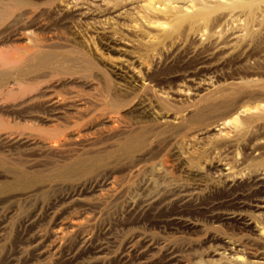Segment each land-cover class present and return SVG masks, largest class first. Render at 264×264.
<instances>
[{"label":"rangeland","instance_id":"rangeland-1","mask_svg":"<svg viewBox=\"0 0 264 264\" xmlns=\"http://www.w3.org/2000/svg\"><path fill=\"white\" fill-rule=\"evenodd\" d=\"M20 2L0 15V237L7 238L6 252L22 255L16 227L22 219L55 210L56 221L41 225L45 235L60 225L70 229L66 223L75 219L84 224L72 237L88 233L110 251L143 238L180 256L165 261L154 251L140 264H228L214 254L226 239L238 245L233 252L243 261L264 259V237L225 218L238 205L223 187L205 185L219 160L243 177L264 168V156L254 160L245 149L251 138L264 137V0L196 21L190 18L199 0ZM23 31L34 36L29 49L37 58L29 57ZM226 41L211 68H198L203 49ZM122 64L131 71L118 74ZM52 97L60 102L55 109L46 104ZM234 117L257 124L211 128ZM28 133L67 141L50 148L25 141ZM137 133L140 141L124 146ZM77 159L89 161L68 170ZM190 167L199 180L187 174ZM110 180L117 183L115 196L100 199ZM151 181L197 182L200 206L129 209L127 202ZM177 211L188 225L167 219Z\"/></svg>","mask_w":264,"mask_h":264},{"label":"bare ground","instance_id":"bare-ground-1","mask_svg":"<svg viewBox=\"0 0 264 264\" xmlns=\"http://www.w3.org/2000/svg\"><path fill=\"white\" fill-rule=\"evenodd\" d=\"M199 1L200 3L198 5L200 6L198 7V10H197L198 12L195 14V16L190 18V19H194L195 21L201 20V19L203 20V18H207L209 17L210 14H213L218 11L227 10V9L236 10L242 7L247 8V5L245 4H256L255 2L253 3V1H256V0H252L250 2H245L244 0H230L228 3L225 2L226 0H199ZM211 1L212 3H215V4H209ZM21 5H23V3H21L20 0H0V15L5 14V17H6L9 14L8 11L10 8L16 9L17 7ZM250 7L252 8V6ZM250 7L248 8L250 9ZM152 8H154V6ZM181 17H183V19L189 18V16H181ZM183 19H178V20H183ZM21 35L27 40L29 44L31 43L32 40L34 41V39H32L33 35L31 34L30 31L29 32L23 31L21 32ZM227 43H228L227 41L223 43L215 42L213 44V47L208 46L205 50L203 49L202 56L200 58L202 60L198 61L197 63L198 68H207V67L209 68L211 65V62H213L212 60L213 57L221 53V50L225 49V47L227 46ZM27 47H28L27 49H29V47H32V45L30 44V46H27ZM30 49L26 51L27 53L29 52L31 55L30 54L27 55V53H24V54H26L27 56L30 55L29 56L30 58L33 55L35 57V53L32 54L35 50L32 52L30 51ZM126 65L127 64L125 65L122 64L121 65L122 68H120V66L119 68H117L116 71H118V74L120 73L123 74L124 69H126L127 72L131 71L129 70V67ZM205 84L207 85V83ZM212 95L213 94H210L204 98H206L207 100V97H212ZM30 103L31 101H24L21 104L25 106ZM59 103L60 102L57 97H52L46 101V104H48V106H50L51 109H55L57 106L59 107L60 106L58 105ZM56 110L58 111V109ZM236 112L240 113L238 110ZM163 116H159L161 119L160 122L165 121L164 119H162ZM107 120L115 123V121H117V116L116 117L113 115L107 116ZM233 122H235L234 123L235 129H238L239 127L240 129L241 128L248 129L250 127L252 128L254 125L257 124V123L254 124L255 119L251 121L246 120V119L239 121L237 117H234L232 119L228 118V119H223L222 121L220 120L218 122H215L214 126L213 127L211 126V128L216 129V131H219L223 129L224 126H227V124L230 123L231 125V123ZM118 129L120 130L121 128L118 127ZM205 131L206 129H202L201 133L205 134ZM260 132H262L264 136V127H261ZM38 137L39 136L35 134H31V133H28L24 136L25 141H29L31 144L32 143H45L50 148H54L57 145L61 143H65L67 141V138L65 136H60L59 138H55V139H51L47 141H44ZM142 137L143 136L138 133L136 136H132V137L129 136L124 146L126 147L130 146L135 140L139 142ZM232 139L234 140L235 138H232ZM245 149L248 155H250V158L256 159V158L264 156V137L256 136V137L251 138L246 143ZM88 161L89 160H85V159H77L74 163L67 166V169L71 170V169L86 167L84 165H87ZM93 162H94V159H93ZM211 166H212L213 172L211 171L212 175L210 176L208 181L205 183V185L212 189L213 188L215 189L217 187L218 188L223 187V190H225V192L227 191L228 193V197H229L228 199H231L235 204L238 205L237 207L239 208L238 210L232 211V212L226 211L227 214L225 218L230 219V220L233 219L234 221H236L240 229L254 230L256 232H259V234L262 237H264V226H263L264 225V168H260V169L257 168V170L254 171L253 173L247 174L245 177H243L241 173L234 172L232 167L227 166V164H225L222 160L214 162L213 165ZM186 171H187V174L189 173V174H192L193 176L194 175L196 176L198 170L197 171L196 169L193 170V168L190 167ZM198 178L195 177L194 180ZM111 180L106 182L109 185V188L106 191V193L104 194L102 193L99 196L100 199L101 197L115 196L117 192V183ZM243 181L245 183L244 188L240 187L242 188L240 189L239 185ZM164 182L156 183V182L151 181L150 182L151 184L149 183L150 188L147 187L149 185L148 184L146 186L148 189L146 188V191L144 194L138 197H135L133 199H130L127 202L128 208L131 209V208L136 207L137 209L141 210V212H144L150 209L153 210V209H158L162 207L167 208L169 206H176L178 210H183L185 206H189L188 204L197 206V208L200 206L199 200L201 199L200 196L203 192H201L202 187H201V190L200 188H198L199 185L197 184V182L193 183L192 185L181 184V182L174 183V181L173 182L169 181L165 183ZM73 197L74 195H72V198ZM75 198L76 200H79L77 199L78 196ZM75 198H73V200ZM224 199H227V197ZM220 201L222 202V200ZM229 204L232 205L230 202ZM211 206H213V204H211ZM245 206L252 207L254 211H257V213L253 215V213L251 212L249 213L248 211V213L250 214V216H248L247 211L242 210ZM210 210L212 211L211 208ZM54 211L47 212V211L39 210L37 212H34L32 215L22 219V221L19 222V224L16 227L18 229L17 230L18 238L21 243V246L19 247L21 249L22 255L20 256H13L10 253L6 252L5 245H6L7 238L4 236L0 237L1 238L0 264H140L142 261H146L147 258L149 259V257H152L153 254H159L161 258L163 257V259H165V261H170V260L179 261L180 260V256L174 252L175 250L172 246L166 245V244H160L156 242L152 243V241L150 242V240H144L143 238L135 240L134 242L129 244L126 247V249H124L122 252H115V251L108 250L106 241H103V239L99 241L98 238H97L98 240H95L94 238H91V235L88 233H82L81 236L72 237L70 233H72L75 230V228L76 230L78 228H81L80 225L84 224L83 222L80 223L78 220H75V219H70L69 221L67 220L68 222L66 224L68 225V227H70V229L68 230L65 229L66 225L64 227H62L63 225L62 226L60 225L56 229H53L49 235H45L42 232L41 225L49 221L51 222L53 220ZM211 211H209V214ZM54 218H55V215H54ZM167 219L169 221L176 222V223L184 222V224L188 225L187 220L185 219L184 215L180 211L169 214ZM53 221H56V220H53ZM62 224H63V221H62ZM2 240H3V243H2ZM223 244H224L223 249L220 250L216 248L217 250L216 251L214 250V254L216 256H219V259L226 260L228 264H263L264 263L263 257L261 258L258 256L253 257V259L251 260L249 259L247 261H243L242 255L238 254L237 252L236 253L233 252L234 250H236L238 245L236 243H233L232 240L230 239L223 240ZM42 256H45V257L43 259H40V257Z\"/></svg>","mask_w":264,"mask_h":264}]
</instances>
